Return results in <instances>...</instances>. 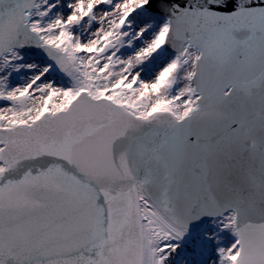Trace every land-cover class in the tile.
Listing matches in <instances>:
<instances>
[{"label":"snow or ice","instance_id":"snow-or-ice-1","mask_svg":"<svg viewBox=\"0 0 264 264\" xmlns=\"http://www.w3.org/2000/svg\"><path fill=\"white\" fill-rule=\"evenodd\" d=\"M0 264H264V0H0Z\"/></svg>","mask_w":264,"mask_h":264}]
</instances>
